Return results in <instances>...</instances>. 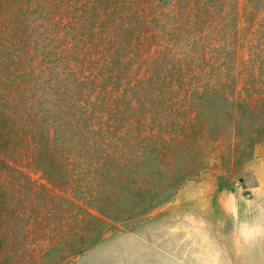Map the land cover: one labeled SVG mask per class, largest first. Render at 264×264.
<instances>
[{
	"label": "rangeland",
	"instance_id": "obj_1",
	"mask_svg": "<svg viewBox=\"0 0 264 264\" xmlns=\"http://www.w3.org/2000/svg\"><path fill=\"white\" fill-rule=\"evenodd\" d=\"M262 77L264 0H0V238L7 203L31 232L24 264H55L52 217L69 209L73 234L80 215L68 204L78 197H50L51 174L67 169L60 156L80 178L84 140L102 149L99 127L125 136L108 123L168 119L167 104ZM204 152L205 169L170 201L62 264H264V145L244 161L229 139Z\"/></svg>",
	"mask_w": 264,
	"mask_h": 264
},
{
	"label": "trees",
	"instance_id": "obj_2",
	"mask_svg": "<svg viewBox=\"0 0 264 264\" xmlns=\"http://www.w3.org/2000/svg\"><path fill=\"white\" fill-rule=\"evenodd\" d=\"M262 78L258 85L242 87L236 93L211 89L201 103L167 104L165 110L181 112L168 119L108 123L111 128L126 126L125 136L122 130L117 135L99 127L96 138L102 149L93 151L89 140H84L90 169L82 168L80 178L75 179L72 173L71 154L60 156L67 169L61 175L51 174L50 197L58 192L71 194L73 199L78 197V202L69 200L68 204H76L80 215L73 234L71 223L65 220L69 209L62 211L64 218L60 220L52 217L48 256L55 255V264H62L95 245L110 227L143 217L170 201L185 182L205 169L204 150L221 139L230 140L238 161L247 160L254 146L264 145ZM213 95L218 96V102ZM141 123H147L149 128L140 131ZM92 142L96 144L93 139ZM44 149L46 145H40L33 154L38 156ZM0 156L4 157L0 162L8 165L9 159L1 152ZM4 216L1 264H24L35 254L26 246L31 232L19 226L21 215L11 211L7 203ZM40 230L48 233L43 227Z\"/></svg>",
	"mask_w": 264,
	"mask_h": 264
}]
</instances>
